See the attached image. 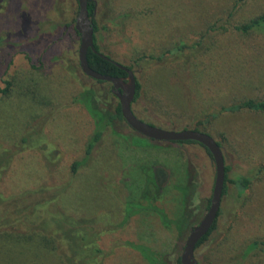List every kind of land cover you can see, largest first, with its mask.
<instances>
[{
  "label": "rangeland",
  "instance_id": "374dc122",
  "mask_svg": "<svg viewBox=\"0 0 264 264\" xmlns=\"http://www.w3.org/2000/svg\"><path fill=\"white\" fill-rule=\"evenodd\" d=\"M236 1L95 0L99 50L130 66L141 85L133 113L165 129L208 133L220 146L228 177H252L239 195L225 183L215 228L194 249L198 264H264V247L242 253L247 243L264 239V173L255 175V167L264 165V110L216 112L264 99V34L231 29L264 13V0H238L233 7ZM77 10L76 0H0V71L11 52L5 41L20 39L29 55H17L21 66L3 76L11 85L0 83L6 88L0 92V193L58 186L56 200L30 221L44 213L93 218L100 243L93 232L86 237V255L108 246L112 255L102 264H174L206 211L213 160L195 141L150 139L123 120L106 127L85 152L91 117H105L117 99L109 84L79 68ZM64 24L66 33L57 39ZM178 42L184 47L171 51ZM81 95L97 114L75 101ZM29 132L43 139L20 147ZM12 144L10 162L4 153ZM73 161L80 162L76 172ZM38 239L1 236L0 264H60L51 243L41 247ZM114 240L120 246L111 247Z\"/></svg>",
  "mask_w": 264,
  "mask_h": 264
},
{
  "label": "trees",
  "instance_id": "16d2710c",
  "mask_svg": "<svg viewBox=\"0 0 264 264\" xmlns=\"http://www.w3.org/2000/svg\"><path fill=\"white\" fill-rule=\"evenodd\" d=\"M106 1V0H104ZM238 0L235 2L233 7L237 4ZM95 8L96 2L95 0H87L86 9L88 12V17L90 19V23L93 31V47L96 51L88 49L86 52V59L88 65L101 74H106L115 77H125L126 72L114 64L112 61H115L110 56L102 53L96 42V31H97V23L95 20ZM214 24V23H213ZM29 25H26L25 32L27 31ZM220 26H223L221 24ZM67 24H64L62 28L57 29V39L62 37L66 33ZM56 27H52L54 29ZM51 29V28H50ZM209 29L213 30L214 25L209 26ZM232 31L240 34L247 33H259L264 34V13L258 14L245 22L235 23L231 26ZM74 32L78 35L77 31L74 28ZM20 39L5 41L6 48L10 47L11 52L9 53V60L6 61L4 68L0 71V83H5V85H11V81L9 79H3L4 75L10 76L11 72H15L19 66L16 64L17 55L23 54L26 58H29V55L24 53L27 52L24 49H21L22 43L19 42ZM1 43V42H0ZM184 47L183 42L175 43L173 49L171 51H179ZM9 49V48H8ZM42 51L39 56H43ZM100 54L104 55L101 56ZM107 57V58H106ZM117 62V61H116ZM119 63V62H117ZM121 64V63H119ZM123 65V64H121ZM129 69L130 66L125 65ZM13 76V75H12ZM93 79V78H92ZM2 80V81H1ZM96 82H105L110 84L107 81L94 79ZM140 83L135 78V94L133 97V101L140 93ZM1 94H5L6 88L0 87ZM113 95V94H112ZM82 96V95H81ZM114 96V95H113ZM87 98V97H86ZM75 101L82 102L86 106L87 110L92 114H97L98 112L95 108L88 102V100L84 101V96L75 97ZM242 109L246 110H264V99H244L240 102L230 103L228 105H222L217 109L218 112H233L239 111ZM216 112L211 113L216 115ZM93 120V133L90 139L87 142L85 152H90V150L94 147L96 142L102 137L104 129L115 120H123V117L120 112V107L118 101H116L115 106L111 111L106 113L105 117H91ZM196 129V128H192ZM198 130V129H197ZM35 134V133H34ZM33 133H26L22 135L20 140L18 141V145L23 147L25 145L35 146L40 142L43 138L38 135H34ZM180 142H192V140H179ZM15 145V143H13ZM11 145L8 148L5 154V159H9L10 162L13 159V146ZM206 149V148H205ZM17 151V149H15ZM20 150V149H18ZM12 151V152H11ZM207 151V150H206ZM208 152V151H207ZM2 156V154L0 155ZM48 157L47 155H45ZM3 158V156H2ZM1 158V159H2ZM2 162V160H0ZM80 164L79 161H73L70 165L72 172H76L77 166ZM224 182L222 188V194L226 192L227 186L226 182H229L233 185V188L236 190V194H241L244 189L247 188L248 184L251 181V176L248 174H236L233 177H228L226 174L227 167H224ZM264 173V165H257L255 167V175ZM48 190V192H47ZM58 186L56 187H43L40 185H35L32 187L23 186L14 191H10L9 193H0V238L1 236H11L15 239V241H23L24 239H31V237H35L41 241L45 245H48L46 242H50L51 248L49 251L55 254L60 261V264H102L105 259L112 255L110 248H92L88 255L85 254V246L83 241L86 237L89 238L90 234L93 232L95 237V242H99L101 235L99 232L95 231L94 227L91 224L92 219H85L81 216L68 218L61 214L56 213H44V215L37 219L36 221L29 220L39 211L45 208L50 202L56 200V196H58L59 192ZM209 200L207 202L208 206ZM219 209L217 211L218 215ZM160 216L163 217V213L159 212ZM103 215V214H102ZM95 218V217H94ZM215 221L211 227L208 229L207 233L204 234L196 243L195 247L202 243L209 235V233L215 228ZM12 233V234H11ZM99 239V240H98ZM98 240V241H97ZM111 247L120 246L118 241H109ZM100 243V242H99ZM109 245V246H110ZM133 247L139 248L140 246L133 244ZM259 247H264V239L262 240H253L247 243L244 247L243 254L247 255L251 251L258 249ZM174 264H180L179 257L176 259Z\"/></svg>",
  "mask_w": 264,
  "mask_h": 264
},
{
  "label": "water",
  "instance_id": "95a60500",
  "mask_svg": "<svg viewBox=\"0 0 264 264\" xmlns=\"http://www.w3.org/2000/svg\"><path fill=\"white\" fill-rule=\"evenodd\" d=\"M76 1L78 10L74 19V28L79 36L77 61L81 72L90 78L111 83L113 93L119 103L121 115L124 121L134 131L144 137L154 140L195 141L206 148L213 160L214 179L208 206L199 221L190 228L184 240L182 251L179 255L180 264H198L194 258L195 245L198 240L207 233L208 229L216 219L222 195L225 171L223 155L220 146L211 135L203 131L190 128H181L179 130L165 129L143 121L133 113L130 106L135 94V76L133 71L125 65H121L116 61H112L126 72L125 77H115L101 74L88 65L86 59L87 50L91 49L96 51L93 47V31L86 9L87 0ZM100 55L104 57V55Z\"/></svg>",
  "mask_w": 264,
  "mask_h": 264
},
{
  "label": "flooded vegetation",
  "instance_id": "af4514ba",
  "mask_svg": "<svg viewBox=\"0 0 264 264\" xmlns=\"http://www.w3.org/2000/svg\"><path fill=\"white\" fill-rule=\"evenodd\" d=\"M110 83V82H109ZM110 86H109V91H110V93H112L113 95H114V93H113V89H112V86H111V83L109 84ZM114 90H117V89H114ZM114 97L116 98V96L114 95ZM117 99V98H116ZM118 101V100H117ZM132 101H133V99H132ZM132 101H131V103H132ZM131 106V105H130ZM132 110V109H131Z\"/></svg>",
  "mask_w": 264,
  "mask_h": 264
}]
</instances>
